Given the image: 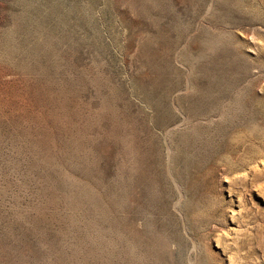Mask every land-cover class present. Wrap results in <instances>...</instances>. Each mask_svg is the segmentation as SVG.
<instances>
[{"label": "rangeland", "instance_id": "obj_1", "mask_svg": "<svg viewBox=\"0 0 264 264\" xmlns=\"http://www.w3.org/2000/svg\"><path fill=\"white\" fill-rule=\"evenodd\" d=\"M0 264H264V0H0Z\"/></svg>", "mask_w": 264, "mask_h": 264}]
</instances>
